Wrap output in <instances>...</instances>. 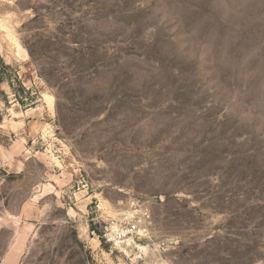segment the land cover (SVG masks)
<instances>
[{
  "label": "rangeland",
  "instance_id": "obj_1",
  "mask_svg": "<svg viewBox=\"0 0 264 264\" xmlns=\"http://www.w3.org/2000/svg\"><path fill=\"white\" fill-rule=\"evenodd\" d=\"M0 264H264V0H0Z\"/></svg>",
  "mask_w": 264,
  "mask_h": 264
},
{
  "label": "built area",
  "instance_id": "obj_2",
  "mask_svg": "<svg viewBox=\"0 0 264 264\" xmlns=\"http://www.w3.org/2000/svg\"><path fill=\"white\" fill-rule=\"evenodd\" d=\"M147 215H140L139 218L142 222H145ZM137 226L133 225L132 228L128 229H115V230H110V241L114 244H123L126 242V239L128 235L132 232V230L136 229Z\"/></svg>",
  "mask_w": 264,
  "mask_h": 264
},
{
  "label": "bare ground",
  "instance_id": "obj_3",
  "mask_svg": "<svg viewBox=\"0 0 264 264\" xmlns=\"http://www.w3.org/2000/svg\"><path fill=\"white\" fill-rule=\"evenodd\" d=\"M138 250H140L141 252L147 253V248L143 247V246H137ZM140 258V257H139Z\"/></svg>",
  "mask_w": 264,
  "mask_h": 264
}]
</instances>
